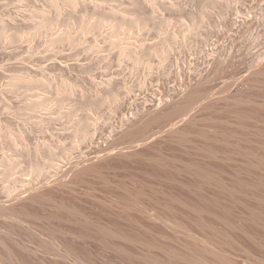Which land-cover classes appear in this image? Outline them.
<instances>
[{"label":"rangeland","instance_id":"rangeland-1","mask_svg":"<svg viewBox=\"0 0 264 264\" xmlns=\"http://www.w3.org/2000/svg\"><path fill=\"white\" fill-rule=\"evenodd\" d=\"M262 63L264 0H0V264H264Z\"/></svg>","mask_w":264,"mask_h":264},{"label":"bare ground","instance_id":"bare-ground-1","mask_svg":"<svg viewBox=\"0 0 264 264\" xmlns=\"http://www.w3.org/2000/svg\"><path fill=\"white\" fill-rule=\"evenodd\" d=\"M262 73H264V63H262V64H260L258 67H257V69L256 70H254V72H253V75H255V78L253 77V75H252V72H251V74L249 75V77H251L252 76V78L251 79H247V81L249 80V82H247V83H249V84H252V83H254V81L256 80V78H257V76H259V77H262V75H264V74H262ZM258 77V78H259ZM255 80H254V79ZM251 80V81H250ZM252 80H254L253 82H252ZM251 82V83H250ZM258 81H255V83H257ZM191 103L192 102H187V100H186V102L184 103V105L185 106H183V109H187L188 107H190V105H191ZM187 119H189L188 117H187V113L186 114H184L182 117H180V119L179 120H177V121H175L174 123H170L171 125L169 126L170 128L169 129H166V130H169V134H170V136L174 133V135H175V133H177V132H174V131H176V129L179 127V126H181V125H183V124H185L186 123V121H187ZM173 136V135H172ZM146 140V139H145ZM145 140L144 139H142V140H140V141H142V144L141 145H143L144 143L146 144V142H147V140H146V142H145ZM148 140H149V138H148ZM139 141V143H141ZM144 142V143H143ZM144 144V145H145ZM140 145V146H141ZM137 147H139L138 145H137ZM257 155H255V157H254V154H253V159L256 161H254V163H253V165H252V167H257L256 169L257 170H259V168L260 167H262V166H264V157H260L261 158V160H260V158H259V156L258 157H256ZM259 160H258V159ZM259 167V168H258ZM263 168V171H264V167H262ZM261 168V169H262ZM260 169V170H261ZM262 171V170H261ZM205 175V173L203 174V176ZM208 176H210L209 178H212L213 177V175H212V177H211V174H209L208 173ZM208 176L207 175H205V177H203V178H205V179H207L206 181L208 182L209 180H212V179H209L208 178ZM219 176V175H218ZM218 176H216V178L215 177H213V180H214V182L215 181H217V182H219L217 179V177ZM261 177H260V179L262 178V180H257L256 178H255V180H251V179H244V180H239V179H237V180H234V181H230V180H227L226 178V180L224 181V180H222L223 178H222V176H219V179H221L222 180V182L220 181V183H221V187H222V189H224L225 191H227L230 195H231V197H233V196H237V195H241L242 197L240 198V196H238L237 197V199H239V201H237V203L235 204V205H239L240 204V202L242 201V204L244 203V206H245V209H246V213L245 214H243V213H241V215L243 214V216L242 217H244V215L246 216V217H244L243 219H247L248 220V222L249 223H255V224H259V225H262V226H264V181H263V174L262 175H260ZM221 177V178H220ZM216 180H215V179ZM204 179V180H205ZM209 179V180H208ZM259 179V178H258ZM212 180V181H213ZM205 181V182H206ZM216 182V183H217ZM209 183H212L211 181L209 182ZM208 183V184H209ZM219 183H217V186L219 187V185H218ZM220 187V188H221ZM233 195V196H232ZM233 199H235V200H233L234 202H236V198H233ZM241 199H243V200H241ZM244 201V202H243ZM242 209H244L243 207V205L241 206V204L239 205ZM146 207H144L143 208V212H145L144 210H147V208L145 209ZM0 213H1V211H0ZM153 215L155 216V214L153 213ZM152 214H151V216L153 217V219L155 220V218H154V216H153ZM157 216H158V214H156ZM155 216L156 218H160V220H158V221H160V222H162V223H166V222H163V218H161L160 216ZM163 219V220H162ZM157 220V219H156ZM162 220V221H161ZM246 220V221H247ZM164 221H166V220H164ZM188 230V229H187ZM187 230H185V232L187 231ZM104 234L106 233V231H104L103 232ZM108 233V232H107ZM187 233V235L189 236V232L187 231L186 232ZM191 233V232H190ZM109 234H111L110 232H109ZM119 234V233H118ZM118 234H117V236H118ZM192 235H193V233H191ZM190 234V235H191ZM108 235V234H107ZM120 235V237L119 238H123L122 236H126L125 234H123V233H121V234H119ZM191 235V236H192ZM109 236V235H108ZM195 235H193L192 236V238L194 237ZM126 237H129V236H126ZM125 238V237H124ZM123 238V239H124ZM191 238V237H190ZM195 238H197V239H199L198 237H196L195 236ZM193 239V241H194V243H190V245H192L193 246V244H194V246H196L197 245V243H196V239ZM208 241H209V239L207 238V237H205ZM127 240H126V242H128L130 239L129 238H126ZM129 239V240H128ZM204 239V238H203ZM199 239L198 240V245H197V247H200V249H201V251H199V250H196L197 252H198V255L197 256H195L196 254H197V252H195V250L192 252V251H190L189 249H188V247H186L188 250H189V252H188V250L186 251V253L188 252L189 253V255H188V257H187V254L186 253H183L182 254V252L180 253V250L179 251H177V250H174V251H176V252H178L179 254H182V256H180V255H178L177 253V256H179V257H181L180 259H182V260H179V257L177 258L176 256H173V258H172V260L175 258V259H177L178 261H183V260H185L186 259V261H188V260H190L191 259V254L193 253H195L194 255H192V257L193 256H195V259L196 260H198L197 262H196V260L195 261H192V262H194V264H239L238 263V261H236V259L233 257H231L232 258V260L230 259H228L227 260V258H226V256H224V258L223 257H219L218 256V254L221 256V254H222V252H223V247H222V245L220 244V243H218L217 241V243H218V245L220 244L221 245V249H222V251H221V249L217 246H215V245H217V243H215V240H214V247H213V245H212V242H210V243H206L205 241H206V239ZM205 242V246H203V244L202 243H204L203 241ZM211 240V239H210ZM125 241V240H124ZM131 241V243L132 242H134V241H132V239L130 240ZM129 241V242H130ZM207 241V242H208ZM212 241V240H211ZM202 242V243H201ZM196 243V244H195ZM200 244H202V245H200ZM189 245V246H190ZM191 247V246H190ZM189 247V248H190ZM201 247H203V248H201ZM217 248V249H216ZM191 249V248H190ZM215 249H216V251H215ZM220 249V251H219V253H217L218 252V250ZM122 251H123V249H121ZM171 250V249H170ZM169 250V251H170ZM124 251H125V249H124ZM123 251V253H125ZM169 251L167 250V252L165 251L164 252V254L163 255H166L165 253H167V255L166 256H164V257H162L163 255L161 254V256L160 255H158V257H156L155 255H157V254H149V255H146V257H145V259L147 258V256H149V258H147L146 259V263H148V264H182V262L180 263V262H178L177 263V260H176V263H174L175 262V259H174V261H171V257H168V256H172L173 254L175 255V252L172 250V252L173 253H171V255H169L170 253H169ZM220 252H221V254H220ZM191 253V254H190ZM127 254V253H126ZM184 254H186V255H184ZM128 255V254H127ZM154 255V257H151V256H153ZM223 255H225L224 254V252H223ZM159 256H160V258H159ZM184 256H186V257H184ZM165 257H167L166 258V261H164L165 259ZM182 257H184L185 259H183ZM168 258H170L169 260H168ZM188 258H190V259H188ZM222 258V259H221ZM188 259V260H187ZM224 259V260H223ZM233 259H235V260H233ZM168 260V261H167ZM191 260H194V257L191 259ZM190 260V261H191ZM172 263H171V262ZM186 261H184L183 263H186ZM189 262V261H188ZM196 262V263H195ZM200 262V263H199ZM187 264H193V263H187ZM241 264V263H240Z\"/></svg>","mask_w":264,"mask_h":264}]
</instances>
